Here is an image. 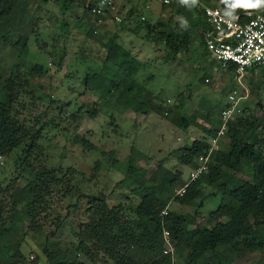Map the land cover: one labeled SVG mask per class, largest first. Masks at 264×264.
<instances>
[{"label":"rangeland","instance_id":"rangeland-1","mask_svg":"<svg viewBox=\"0 0 264 264\" xmlns=\"http://www.w3.org/2000/svg\"><path fill=\"white\" fill-rule=\"evenodd\" d=\"M61 5L48 2L38 9V3L32 4L36 16L27 26V39L23 34L20 41L17 35L3 37L12 24L0 20V91L8 78L13 79V116L35 135L29 154L21 147L0 156V207L4 215L11 214L18 190L23 198L26 195L31 171L50 169L59 180L36 212L17 227L9 224V238L19 242L15 253L20 254L14 263L59 264L65 255L70 261L85 260L78 250L80 232L99 206L121 204L129 217L134 215L141 197L120 183L129 166L147 177H162L166 169L178 174V196L201 181L202 199L190 204L174 200L167 211L196 213L200 224L221 210V220L231 219L232 213L225 208L232 202L228 129L216 145L210 139L213 152L208 169L192 180L191 173L199 162L196 166L181 163L179 149L203 139L206 133L194 125L183 129L174 117L182 110L202 127L214 129L216 122H222L224 109L234 103L230 101L233 95L238 102L234 121L239 117L254 121L259 125L257 138L263 137L264 68L249 69L234 80L227 72L214 69L213 58L199 40L176 60L167 58L162 42L154 40L156 32L150 35L147 28L169 21L175 10L163 9L156 0H119L121 22L111 16H93L87 10V0H75L66 11ZM63 21L69 23L68 31L62 28ZM115 33L119 43L140 62L137 80L143 85V98L153 102L146 115L118 100H99L104 77L113 73L108 63L116 57L108 54L107 43ZM250 134L248 129L247 136ZM212 167L222 169L221 175H213ZM238 175L251 180L253 169L245 164ZM4 239L8 241L6 236ZM162 249L164 255H174V264H188L186 256H175L172 236L169 243L163 239ZM48 252H52L51 258ZM231 255L230 246H221V259ZM115 262L100 252L92 264ZM232 264H264V251L247 253Z\"/></svg>","mask_w":264,"mask_h":264},{"label":"trees","instance_id":"trees-1","mask_svg":"<svg viewBox=\"0 0 264 264\" xmlns=\"http://www.w3.org/2000/svg\"><path fill=\"white\" fill-rule=\"evenodd\" d=\"M217 1L188 0L187 4L178 1L172 5H161L163 9L171 7L175 13L169 21H160L157 27L148 25V34L156 32L154 40L162 42L167 58L174 61L178 54L188 51L198 40L202 49L206 50L199 34L200 28L206 27L199 2L219 5L229 14L264 9V3L258 7L245 6L256 4V0ZM48 2L62 3L61 8L66 11L75 0H0V20L6 19L12 24L10 31L3 37L17 35L20 41L36 16L32 12V4L38 3L39 9ZM87 10L89 11L88 7ZM61 25L65 31L69 30L68 22L63 21ZM24 36L27 39V34ZM25 44L26 42L16 46L22 49ZM107 49L108 54L114 55L116 60L108 63L113 73L110 77H104L100 102L111 103L115 101L110 100H118L136 113L148 114L153 102L143 98V85L137 80L140 62L119 43L118 33L109 39ZM212 63L213 66L216 65L214 60ZM256 68H264V65L253 67L252 70ZM233 72L234 67L231 66L228 74L235 80ZM4 86L5 89L0 91V156L21 147H26L24 150L29 154L35 146V135L13 116L12 105L16 100L13 79L8 78ZM174 118L183 129L194 125L201 127L206 133L203 139H195L179 149L180 162L196 166L198 158L210 151V139L217 136L222 122H216V128L208 129L182 110ZM258 127L254 121H247L242 117L228 125L227 134L231 138L228 147V183L232 202L225 208L232 213L231 219L221 220V210L213 213L205 224H200L196 221V213L192 215L167 211L174 200L190 204L196 199H202L204 195L200 189L201 181H195L182 196H178L175 191L180 178L178 174L166 169L162 177H147L139 169L129 166L126 177L120 183L130 186L141 197L133 217L126 214V207L121 204L115 207L99 206L86 228L80 232L78 250L86 259L70 261L65 255L59 264H92L100 252L115 260V264H174V255L163 253L165 230L170 232L175 241V256H186L188 264H232L247 253L264 251V136L257 138L255 132ZM248 129H251L249 136ZM245 164L253 169L251 180L238 175ZM211 171L215 176L222 173V169L216 167H212ZM58 183V176L50 169L31 171L26 181L27 193L23 198L20 190L17 191L11 214L4 215L0 207V264H15L20 254L18 251L15 253L19 242L9 238L12 236L9 224L17 227L23 223L28 214L36 212L43 205L52 186ZM165 211L167 214L163 215ZM5 236L8 241L4 239ZM223 245L230 246L233 255L221 259L219 254ZM48 254L51 258L52 252Z\"/></svg>","mask_w":264,"mask_h":264},{"label":"built area","instance_id":"built-area-1","mask_svg":"<svg viewBox=\"0 0 264 264\" xmlns=\"http://www.w3.org/2000/svg\"><path fill=\"white\" fill-rule=\"evenodd\" d=\"M156 1H159L161 5H172L180 0ZM118 2L119 0H87V7L90 13L99 19L111 16L119 22L122 19L117 14ZM199 3L206 20V27L200 28L199 34L207 52L216 63L214 69L228 73L229 68L233 66L236 80L247 70L264 65V9L229 14L219 5ZM207 81L209 82V79ZM230 101L234 103L227 106L222 113V126L217 137L213 138L214 145L224 134V130L228 129L229 123L235 120L238 102L233 95L230 96ZM212 152L211 147L207 154L198 158L199 166L191 173L192 180L208 169ZM170 237V232L165 230L164 238L168 243ZM169 250L172 253L173 250Z\"/></svg>","mask_w":264,"mask_h":264},{"label":"clouds","instance_id":"clouds-1","mask_svg":"<svg viewBox=\"0 0 264 264\" xmlns=\"http://www.w3.org/2000/svg\"><path fill=\"white\" fill-rule=\"evenodd\" d=\"M180 2L182 4H187L188 0H180ZM261 3H264V0H256V4H248V5H245V6L258 7V6H260Z\"/></svg>","mask_w":264,"mask_h":264}]
</instances>
